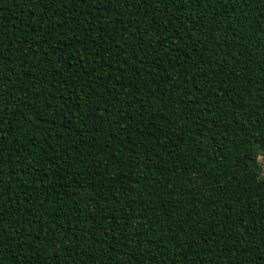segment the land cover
Listing matches in <instances>:
<instances>
[{"label":"trees","instance_id":"obj_1","mask_svg":"<svg viewBox=\"0 0 264 264\" xmlns=\"http://www.w3.org/2000/svg\"><path fill=\"white\" fill-rule=\"evenodd\" d=\"M262 37L264 0H0V264H264Z\"/></svg>","mask_w":264,"mask_h":264},{"label":"clouds","instance_id":"obj_2","mask_svg":"<svg viewBox=\"0 0 264 264\" xmlns=\"http://www.w3.org/2000/svg\"><path fill=\"white\" fill-rule=\"evenodd\" d=\"M253 154L257 158L256 163L252 168L254 182L261 184L264 182V147H261L259 144L255 145L253 148Z\"/></svg>","mask_w":264,"mask_h":264},{"label":"snow or ice","instance_id":"obj_3","mask_svg":"<svg viewBox=\"0 0 264 264\" xmlns=\"http://www.w3.org/2000/svg\"><path fill=\"white\" fill-rule=\"evenodd\" d=\"M225 2L227 3V0H225ZM41 11H43V9H40ZM256 43L260 46V47H264V37H262L261 39L257 40ZM254 179V178H253ZM262 186H264V182L261 183ZM2 210V209H0ZM264 251V250H262Z\"/></svg>","mask_w":264,"mask_h":264}]
</instances>
